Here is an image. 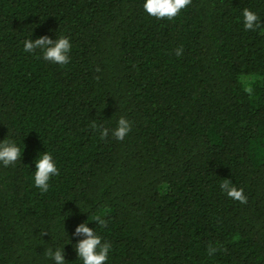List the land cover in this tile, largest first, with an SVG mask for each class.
I'll return each mask as SVG.
<instances>
[{
	"label": "trees",
	"instance_id": "trees-1",
	"mask_svg": "<svg viewBox=\"0 0 264 264\" xmlns=\"http://www.w3.org/2000/svg\"><path fill=\"white\" fill-rule=\"evenodd\" d=\"M143 2L0 0V140L24 147L0 165V264H54L63 246L82 264L85 221L112 245L105 264H264V0H191L172 19ZM45 35L70 38L67 65L23 50ZM121 115L123 140L92 127ZM43 151L59 168L47 192Z\"/></svg>",
	"mask_w": 264,
	"mask_h": 264
},
{
	"label": "clouds",
	"instance_id": "clouds-1",
	"mask_svg": "<svg viewBox=\"0 0 264 264\" xmlns=\"http://www.w3.org/2000/svg\"><path fill=\"white\" fill-rule=\"evenodd\" d=\"M191 0H144L143 9L152 17L162 19L174 18L182 9H184ZM243 27L245 30H255L259 27V17L257 13L249 8H244L242 12ZM73 45L69 37L61 35L53 40L47 35L40 36L33 40L25 39L23 42V50L25 52H34L39 49L42 52V58L45 61H51L60 65H67L70 62V51ZM182 47L176 49V55H182ZM93 128L100 129V138L104 139L111 136L117 140H123L132 129V121L126 116L121 115L116 127L108 129L102 125H92ZM24 147L17 141L8 136L6 139L0 140V165L5 167L15 165L20 159ZM59 168L56 159L50 151H43L35 160V171L32 177L36 188L41 192H47L50 187V180L53 176L58 175ZM222 190L232 199L238 200L241 203L247 202V196L244 194L243 188H237L227 179L220 185ZM92 221L104 226L106 221L103 211L97 212L92 218ZM77 235H82L84 238L79 239L75 243V250L82 264H105L109 259L112 251V245L109 241L97 234L95 229L89 227V221L80 223L76 229ZM65 249L56 247L55 251L51 248L47 249L45 255L48 256L54 264H66Z\"/></svg>",
	"mask_w": 264,
	"mask_h": 264
}]
</instances>
